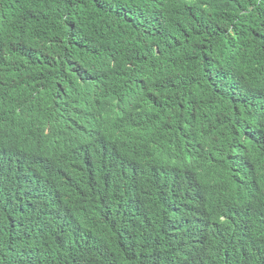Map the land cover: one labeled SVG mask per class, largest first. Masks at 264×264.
<instances>
[{
  "label": "trees",
  "instance_id": "trees-1",
  "mask_svg": "<svg viewBox=\"0 0 264 264\" xmlns=\"http://www.w3.org/2000/svg\"><path fill=\"white\" fill-rule=\"evenodd\" d=\"M0 41V264H264V0H0ZM44 79L109 122L22 120Z\"/></svg>",
  "mask_w": 264,
  "mask_h": 264
},
{
  "label": "clouds",
  "instance_id": "clouds-1",
  "mask_svg": "<svg viewBox=\"0 0 264 264\" xmlns=\"http://www.w3.org/2000/svg\"><path fill=\"white\" fill-rule=\"evenodd\" d=\"M0 46L5 47V44H3L0 41ZM2 80L8 82L13 81V79L10 77L4 78ZM44 83L45 86L52 92L53 100L55 104L60 106V110H57L56 105L53 103H49L48 105H46L45 100H43V98L40 96L41 99L43 100V106L38 108H31V107L24 108L21 111L22 120L38 119V118H54L57 115L64 114L68 109H71L78 115L92 122H97L94 120V117L99 118L101 120V122L99 123H101L100 125L102 126L103 125L105 126V124L109 122L106 119L100 118V116L103 113V109L98 104H95L92 101H89L80 96L70 95L66 90L67 88L63 90L53 89L57 85V82L44 79ZM80 89L83 88L72 87L71 91L73 92V94H76ZM18 92L20 97L23 99L30 98L35 95V91L33 94H30L29 92H25L20 88ZM22 129H23V125H22ZM118 129L119 127L113 126L109 130L117 131ZM137 129H134V131ZM130 136L134 137L135 135L132 133ZM0 149L2 151L1 152L2 157L0 159V177H6L7 175L13 176L14 170H16L15 165H20V164L29 168V173L31 172V162L26 146L22 142L15 140L11 135L7 133L6 126L3 120H0ZM172 183L173 180L171 182L161 183V184L164 186H170ZM174 184H175V190L180 200H182L184 197L187 196L189 192V184L187 181L177 178H175Z\"/></svg>",
  "mask_w": 264,
  "mask_h": 264
}]
</instances>
